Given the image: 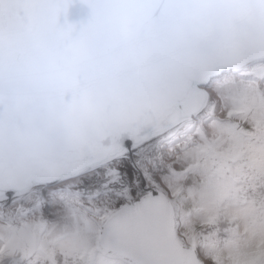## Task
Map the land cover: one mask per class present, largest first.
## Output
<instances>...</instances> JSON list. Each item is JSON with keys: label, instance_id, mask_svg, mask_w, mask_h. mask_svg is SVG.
I'll use <instances>...</instances> for the list:
<instances>
[{"label": "snow or ice", "instance_id": "snow-or-ice-1", "mask_svg": "<svg viewBox=\"0 0 264 264\" xmlns=\"http://www.w3.org/2000/svg\"><path fill=\"white\" fill-rule=\"evenodd\" d=\"M0 264H264V0H0Z\"/></svg>", "mask_w": 264, "mask_h": 264}, {"label": "water", "instance_id": "water-1", "mask_svg": "<svg viewBox=\"0 0 264 264\" xmlns=\"http://www.w3.org/2000/svg\"><path fill=\"white\" fill-rule=\"evenodd\" d=\"M88 14V10L86 8H82V7H75L72 10V18L73 19H81L86 17ZM110 86V81H105V87H109Z\"/></svg>", "mask_w": 264, "mask_h": 264}]
</instances>
